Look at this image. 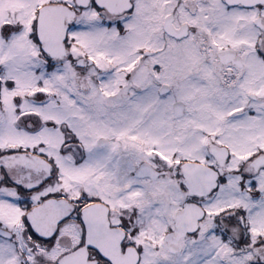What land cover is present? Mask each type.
Returning <instances> with one entry per match:
<instances>
[{"label": "snow or ice", "instance_id": "6c2138e0", "mask_svg": "<svg viewBox=\"0 0 264 264\" xmlns=\"http://www.w3.org/2000/svg\"><path fill=\"white\" fill-rule=\"evenodd\" d=\"M0 264H264V0H0Z\"/></svg>", "mask_w": 264, "mask_h": 264}]
</instances>
